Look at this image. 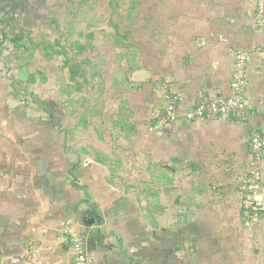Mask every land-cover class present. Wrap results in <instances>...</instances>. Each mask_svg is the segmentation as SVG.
<instances>
[{
  "label": "crops",
  "instance_id": "crops-1",
  "mask_svg": "<svg viewBox=\"0 0 264 264\" xmlns=\"http://www.w3.org/2000/svg\"><path fill=\"white\" fill-rule=\"evenodd\" d=\"M139 15L132 19L129 38L136 43V55H141L142 61L139 58L133 68L121 69L135 89L118 102L121 110L109 115L116 132L131 137L134 143L130 152L134 157L136 151L138 159L129 162L132 173L124 178L127 172L118 161L122 153L114 156L111 134H104L105 141L96 135L99 145L89 151L98 156L90 155L83 166L69 168L74 177L82 178V188L76 187L79 183H74L72 176L61 181L57 142L44 145L40 134L38 139L32 135L33 142L26 145L5 143L3 138L0 261L74 264L72 228L84 235L96 264H132L122 257L121 246L117 250L114 236L121 237L120 232L126 231L127 247L137 243L136 237L145 238L137 247L152 249L155 236L151 239L148 232L161 226L167 232L164 216L189 214L191 219L180 220L174 233L178 232L180 243L194 245L198 264L207 257L216 264H264V216L251 227L244 225L242 186L252 166L251 135L257 131L264 136V29L256 20L255 1L146 0V18ZM109 44L114 48L122 45L116 40ZM240 50L249 54L245 114L187 120L189 108L230 95ZM125 83L116 81L118 86ZM173 97L178 120L161 125L159 119ZM258 166L264 174V158ZM115 167L120 169L118 179L111 180ZM85 187L93 201H102L107 221L106 209L117 217L105 230L78 223L74 209L76 201H89ZM144 216L152 225L161 226H143ZM129 218L131 224L123 223ZM128 224L132 228H125ZM128 229H133V235ZM161 238L168 247L170 238ZM170 260L169 255L163 256V264ZM186 260L178 257V263Z\"/></svg>",
  "mask_w": 264,
  "mask_h": 264
},
{
  "label": "rangeland",
  "instance_id": "rangeland-1",
  "mask_svg": "<svg viewBox=\"0 0 264 264\" xmlns=\"http://www.w3.org/2000/svg\"><path fill=\"white\" fill-rule=\"evenodd\" d=\"M131 6L135 7L133 12ZM138 15L146 18V0H0V141L4 138L5 143L26 145L33 142L32 135L37 138L40 134L44 145L57 142L61 181L72 176L74 183L80 179L82 185V178L74 177L69 168L83 166L90 155L98 156L99 153L89 151L94 144L99 145L96 135L105 141L104 134L107 137L111 134L114 156L122 153L118 161L127 172L124 178H128L132 173L130 166L133 167L129 162L138 159V155L135 151L132 156L131 137L117 133L109 115L121 110L118 102L135 89L129 79H124L121 69L133 68L139 58L142 61L141 55H136V43L129 38L130 24ZM118 35L126 38L127 47L114 48L109 44ZM119 80L127 83L118 86ZM125 100L128 107L129 98ZM124 109L129 111L126 106ZM46 154L44 151L43 156ZM111 171V180L118 179L120 169L115 167ZM91 200L104 212L100 199L93 201L91 197ZM83 202V199L76 201L75 214L79 207L86 209ZM106 211L109 226L117 217L111 216L112 210ZM188 216H164L162 222L168 225L167 232L159 224L155 226H161L160 230L148 232L150 238L155 236L156 247L152 249L137 247L145 238L136 237L137 243L127 247L126 231L120 232L121 237L112 235L118 241L117 250L121 246L122 257L132 264H163L166 254L170 264H198L194 245L187 241L180 243L178 232L174 233L180 220L191 219ZM141 218L143 226H154L147 217ZM166 219L170 222L165 223ZM129 221L130 218L123 223L131 224ZM129 226L132 228L129 224L125 228ZM128 230L133 235V229ZM166 235L170 238L168 247L162 244L161 237ZM178 257L187 260L178 263ZM209 261V257L204 258L203 264H216Z\"/></svg>",
  "mask_w": 264,
  "mask_h": 264
},
{
  "label": "built area",
  "instance_id": "built-area-1",
  "mask_svg": "<svg viewBox=\"0 0 264 264\" xmlns=\"http://www.w3.org/2000/svg\"><path fill=\"white\" fill-rule=\"evenodd\" d=\"M256 5V20L258 25L264 29V0H254ZM249 54L240 50L236 53L233 79L231 82V93L227 96L216 97L208 102H203L185 112V118L189 121L203 119L205 117L236 116L242 117L247 111L245 93L248 87L246 78V67ZM179 111L176 98H170L165 112L159 121L161 125L176 122ZM252 166L245 176L242 186L245 191L243 199L246 227H251L260 222L264 216V174L258 166L264 158V136L255 131L251 135ZM70 243L74 253V264H96L91 257L85 243L84 235L74 229H69ZM0 264H8L0 261Z\"/></svg>",
  "mask_w": 264,
  "mask_h": 264
},
{
  "label": "water",
  "instance_id": "water-1",
  "mask_svg": "<svg viewBox=\"0 0 264 264\" xmlns=\"http://www.w3.org/2000/svg\"><path fill=\"white\" fill-rule=\"evenodd\" d=\"M77 181V180H76ZM78 183H80V179H78ZM79 188H82L80 184H78ZM86 199L89 201L91 200L88 192V188H84ZM87 201L84 203V207L86 209H82L83 207H79V211L75 214L79 221L85 226V227H98L103 228L107 225V217L104 215L103 211L100 210V207L96 203H92Z\"/></svg>",
  "mask_w": 264,
  "mask_h": 264
},
{
  "label": "trees",
  "instance_id": "trees-1",
  "mask_svg": "<svg viewBox=\"0 0 264 264\" xmlns=\"http://www.w3.org/2000/svg\"><path fill=\"white\" fill-rule=\"evenodd\" d=\"M134 8H135L134 6H131V12L134 11ZM3 22L5 21L3 20ZM115 40H116V44H122L127 47V45L125 44L124 37H122L121 35H118L117 38L115 37Z\"/></svg>",
  "mask_w": 264,
  "mask_h": 264
}]
</instances>
